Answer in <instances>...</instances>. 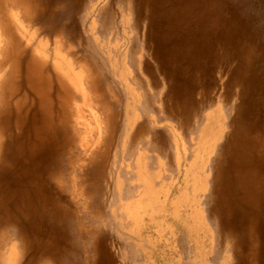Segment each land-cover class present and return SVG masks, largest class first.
Wrapping results in <instances>:
<instances>
[{"label": "rangeland", "instance_id": "rangeland-1", "mask_svg": "<svg viewBox=\"0 0 264 264\" xmlns=\"http://www.w3.org/2000/svg\"><path fill=\"white\" fill-rule=\"evenodd\" d=\"M5 1L20 46L3 36L0 264L43 248L54 264H264V165L244 152L264 125V0ZM47 111L62 152L34 167ZM245 155L251 186L231 172ZM29 205L55 215L57 246Z\"/></svg>", "mask_w": 264, "mask_h": 264}, {"label": "bare ground", "instance_id": "bare-ground-1", "mask_svg": "<svg viewBox=\"0 0 264 264\" xmlns=\"http://www.w3.org/2000/svg\"><path fill=\"white\" fill-rule=\"evenodd\" d=\"M6 1H8V0H6ZM5 1V2H6ZM14 1V0H13ZM27 1V0H26ZM15 2V1H14ZM6 4H7V2H6ZM20 7V6H19ZM7 8V7H6ZM8 9V8H7ZM9 9H11V8H9ZM16 10H18V8H16ZM28 10V9H27ZM0 11H1V9H0ZM3 11V10H2ZM12 11H14V9L12 10ZM24 11V10H23ZM30 11V10H29ZM28 12V11H27ZM1 15V14H0ZM13 15H15V13L13 14ZM18 16V15H17ZM11 17V16H10ZM5 21V20H4ZM21 22V21H20ZM2 24V25H1ZM7 23L6 22H3V21H1L0 22V51H1V47H2V44H4L3 42H4V37L3 36H5L6 38H5V40L9 37L10 39H11V41H13V40H15L14 38H13V35H12V31H11V29L9 28L10 26H5ZM24 25V24H23ZM5 26V27H4ZM13 26V25H12ZM14 26H16V24L14 25ZM20 26V25H19ZM22 26V25H21ZM23 27V26H22ZM14 28V27H13ZM17 30V29H16ZM15 30V31H16ZM23 30H24V28H23ZM23 34V33H22ZM20 35V34H19ZM24 35V34H23ZM34 36V35H33ZM36 36V35H35ZM24 37H25V35H24ZM54 40V39H53ZM58 40V39H57ZM16 41V40H15ZM41 41V40H40ZM17 42V41H16ZM20 42V41H19ZM18 43V42H17ZM47 43V42H46ZM45 44V43H44ZM4 45H6V44H4ZM29 45V44H28ZM18 46H20L19 45V43H18ZM40 47V46H39ZM45 47H46V44H45ZM54 47V46H53ZM4 48V47H3ZM16 48V47H15ZM22 48H23V46H22ZM56 48V47H55ZM62 48V47H61ZM60 49V48H59ZM23 50V49H22ZM36 50V49H35ZM12 51V50H11ZM43 51V50H42ZM68 51V50H67ZM31 52V51H30ZM33 52V51H32ZM37 52V51H36ZM40 54V53H39ZM45 54V53H44ZM8 55V53H6L5 54V56H7ZM27 55V54H26ZM32 56H34L33 54H31ZM37 55H38V53H37ZM39 56V55H38ZM38 56H34L35 58L37 57V59H38ZM48 56V55H47ZM46 56V57H47ZM21 57V56H20ZM29 58H30V61H34L35 62V60H34V58L33 57H31V56H29ZM44 58V57H43ZM58 58V57H57ZM29 60V59H28ZM29 62V61H28ZM31 62V63H32ZM30 63V64H31ZM42 63V62H41ZM41 63H35L36 65L38 64V65H40ZM42 65V64H41ZM46 66V65H45ZM33 67V66H32ZM37 67H39V66H37ZM84 67V66H83ZM76 68V67H75ZM34 69V68H33ZM14 70V69H13ZM29 70H30V68H29ZM4 71V70H3ZM17 71V70H16ZM26 71V70H25ZM32 71V70H31ZM35 71V70H34ZM41 71V70H40ZM15 72V71H14ZM13 72V73H14ZM26 72H28V71H26ZM83 72H84V68H83ZM87 72V71H86ZM37 73V72H36ZM41 73V72H40ZM82 73V72H81ZM4 74V73H3ZM29 74H30V72H29ZM42 74V73H41ZM10 75V74H9ZM11 75H12V73H11ZM50 75V74H49ZM34 76H37V74L36 75H34ZM38 76H41V75H38ZM67 76L70 78V75L69 74H67ZM84 76V75H83ZM86 76V75H85ZM83 78V77H82ZM88 80V79H87ZM29 81H31V80H29ZM41 81V80H40ZM49 83V82H48ZM46 84V83H45ZM84 84V83H83ZM29 86V85H28ZM36 86V85H35ZM47 87H48V85H47ZM85 87V86H84ZM39 88V87H38ZM51 88V87H50ZM40 90V89H39ZM52 90V89H51ZM72 90V89H71ZM50 91V90H49ZM89 91V90H88ZM24 92V91H23ZM16 93H17V88H12L11 89V91H10V94L12 95V97H15L16 96ZM45 94H46V92H45ZM24 95V94H23ZM43 95V94H42ZM73 95V94H72ZM27 96V95H26ZM11 99V98H10ZM57 99V98H56ZM47 100V99H46ZM20 101H23V99H21V98H18L17 100H15L14 101V104L17 106L18 104L19 105H21V103H20ZM25 102L27 101V100H24ZM23 101V102H24ZM24 102V103H25ZM53 102V101H52ZM264 102V101H263ZM70 104V103H69ZM4 105H5V107H6V105H11V103L9 102V100L7 101H5V103H4ZM43 105V104H42ZM52 105V104H51ZM45 107V106H44ZM71 107V106H70ZM208 107V106H207ZM50 108H51V106H50ZM66 108V107H65ZM73 108V107H72ZM5 109H7V107L5 108ZM9 110V109H8ZM66 110H68V109H66ZM74 110V109H73ZM20 112V111H19ZM1 113V112H0ZM32 113H34V112H32ZM72 114V113H71ZM8 115H9V112H8ZM72 115H74V114H72ZM234 115V114H233ZM34 122H35V120H34ZM263 123H264V121H263ZM75 125V124H74ZM55 126V124H54V122H53V115H52V113L51 112H46L45 113V115L43 116V118H42V120H41V122L40 123H38L37 125H35L34 126V129H33V135H34V138H35V142L33 143V145H32V149H31V151L33 152L32 153V157L31 156H28V158L31 160V163L33 164V166L34 167H37L38 166V160H39V158H40V156L41 155H47L48 154V152L49 153H57V152H62V150H61V147L60 146H58L57 144H54V147H52V146H50L49 145V142H51L52 140H55V138L53 139V136H54V134H55V131H56V128L54 127ZM248 127V126H247ZM260 128H256V129H254V132L253 133H251V132H247V136H249V139H250V141H251V144H252V146H251V149H250V151L248 152L246 149H244V152H246V153H250L251 155L252 154H255V155H257V156H259V159H260V165H264V153H261L260 152V150H261V148L263 147V144L261 143V142H263L264 143V125L263 126H259ZM76 129V128H75ZM207 129H209V128H205L204 130H203V136H205V131L207 130ZM238 131V130H237ZM1 132H4V131H1ZM57 133V132H56ZM244 133V132H243ZM2 134H4V133H2ZM4 138V137H3ZM204 138V137H203ZM208 138V137H207ZM69 139H71L70 138V135L65 131V138H64V141L66 142L67 140H69ZM236 139V138H235ZM241 139V138H240ZM248 139V138H247ZM242 140V139H241ZM2 141V139L0 140V148H2L3 147V142H1ZM245 141V140H244ZM261 141V142H260ZM56 142V141H55ZM141 143V142H140ZM245 143V142H244ZM241 144V143H240ZM250 145V144H249ZM240 146V145H239ZM246 146V145H245ZM236 147V146H235ZM217 148H218V146H217ZM224 149V148H223ZM229 149V148H228ZM263 149V148H262ZM240 150H241V148H240ZM59 153V154H60ZM223 153V152H222ZM238 154V153H237ZM242 155V154H241ZM79 156V155H78ZM222 156H223V154H222ZM246 156V159L244 160V161H242L241 163L239 162V163H233V164H231L230 166H231V168H232V171L231 172H233V175H234V178H235V180L236 181H238L239 183H241V184H245V186H251V185H249V182H248V175H249V173H250V171L251 170H255V169H257V166H252V164H253V162H252V160H250V157L248 156V155H245ZM25 157H27V155H25ZM240 157V156H239ZM242 158V157H241ZM249 158V159H248ZM253 158V157H252ZM244 159V158H243ZM1 160V159H0ZM247 161V162H246ZM59 163V162H58ZM255 165V164H254ZM58 168V167H57ZM230 168V167H229ZM59 170L58 171H56V173H55V176L57 177V178H59V176L57 175L58 173H59V171H60V168H58ZM42 171H40L39 173H41ZM254 172V171H253ZM39 173H36V172H33V170H32V172L30 171V175L28 174V172L26 171L25 172V175H26V177H27V179L30 181L29 183L30 184H33V185H37V184H39V177H38V174ZM252 173V172H251ZM246 178H247V180H246ZM235 181V182H236ZM251 181H252V178H251ZM234 182V183H235ZM253 182V181H252ZM173 188V187H172ZM250 194H253V193H250ZM60 197V196H59ZM253 197H254V195H251V199L253 200ZM165 201V200H164ZM186 201H188V200H186ZM254 201H255V197H254ZM249 202V201H248ZM251 202V201H250ZM253 204V203H252ZM249 205H250V203H249ZM251 207V206H250ZM253 207V206H252ZM62 208V207H61ZM249 209V208H248ZM28 210H30V212L32 213L33 212V210H34V213H33V216H34V218L33 217H31V218H29V220H28V224H29V222H30V224L33 226V225H37V227L38 226H41V227H46V226H48V225H50V232H51V237H50V239H51V241H52V243L55 245V246H57V240H58V237H57V235H56V227H57V225H58V223L56 224V219H55V215H53L52 213H50L49 215L48 214H46L44 211H39L38 209H36V208H34V209H32V206L31 205H29V207H28ZM255 210V209H254ZM249 212V211H248ZM255 212V211H254ZM257 212V211H256ZM69 214V213H68ZM249 214V213H248ZM256 214V213H255ZM254 214V215H255ZM260 214V213H259ZM247 215V214H246ZM253 215V214H252ZM46 216H48L46 219H45V217ZM71 216V215H70ZM258 216V215H257ZM254 218V217H253ZM253 221H254V219H253ZM251 222V221H250ZM253 226V225H252ZM251 226V228H253ZM47 229V228H46ZM64 229H65V226H64ZM15 230V229H14ZM2 231V230H1ZM85 231V230H84ZM15 232H16V230H15ZM251 232V231H250ZM254 233V232H253ZM20 235H21V237H23V233L21 232L20 233ZM257 235V234H256ZM78 236V235H77ZM76 238V237H75ZM81 242V241H80ZM87 243V242H86ZM89 243V242H88ZM69 244V243H68ZM22 245V244H21ZM84 245H86L85 243H84ZM59 246V245H58ZM255 246V245H254ZM61 249H60V251L61 252H63V254H64V252L65 251H67V253H69V252H71V250H69V245H66V243H63L62 245H60L59 246ZM46 248H50V247H46ZM256 248V247H255ZM6 249V248H5ZM54 249V248H53ZM37 251V250H36ZM5 252V251H4ZM2 253V252H1ZM40 257H41V259H42V264H54L53 262H55L56 261V258H55V256H54V253H52V252H50V251H48L47 249H42V251H41V253H40ZM253 255V254H252ZM255 255V254H254ZM86 256V255H85ZM15 257V256H14ZM13 257V258H14ZM27 257V256H26ZM2 258H3V256H2ZM17 258V257H16ZM83 258V257H82ZM87 258V257H86ZM90 259V258H89ZM19 261V260H18ZM89 261V260H88ZM66 262V261H65ZM251 262V261H250ZM255 261L253 260L251 263H254ZM39 264V263H38Z\"/></svg>", "mask_w": 264, "mask_h": 264}]
</instances>
